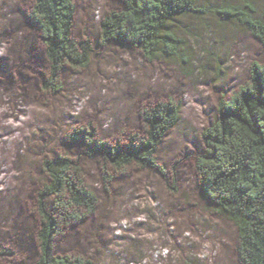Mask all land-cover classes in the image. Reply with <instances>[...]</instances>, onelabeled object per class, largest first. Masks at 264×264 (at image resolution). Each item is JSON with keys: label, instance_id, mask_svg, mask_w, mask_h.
Here are the masks:
<instances>
[{"label": "rangeland", "instance_id": "rangeland-1", "mask_svg": "<svg viewBox=\"0 0 264 264\" xmlns=\"http://www.w3.org/2000/svg\"><path fill=\"white\" fill-rule=\"evenodd\" d=\"M31 1L0 0V249L8 251L0 264L37 258V192L48 181L44 161L57 155L79 163L97 205L83 215L70 208L81 216L68 221L60 201L46 199L57 222L55 254H80L90 264H239L235 226L203 199L194 159L219 98L248 80L253 61L264 63V47L218 11L250 4L264 18V0H197V13L174 22L175 54L151 61L126 42H101L100 21L119 0H74L73 37L88 38L92 51L86 67L63 69L55 92L42 87L47 65L27 18ZM158 100L180 107L156 153L166 176L104 169L87 143L67 137L88 123L102 140L141 134L140 111Z\"/></svg>", "mask_w": 264, "mask_h": 264}, {"label": "trees", "instance_id": "trees-1", "mask_svg": "<svg viewBox=\"0 0 264 264\" xmlns=\"http://www.w3.org/2000/svg\"><path fill=\"white\" fill-rule=\"evenodd\" d=\"M117 9L108 11L100 21V40L126 42L146 60L175 54L177 36L174 22L197 13V0H119ZM247 7L223 5L218 11L248 32L264 47V18ZM74 0H32L27 18L36 26L43 46L47 74L44 89H60L64 68L78 69L89 63L92 46L88 38L73 37ZM180 118V107L171 100L156 101L141 109V134L130 133L123 141L102 140L91 123L73 128L71 141L87 143L88 155L98 153L103 168L124 171L128 167L154 168L166 176L156 161L158 146ZM203 149L194 159L198 186L212 209L231 221L236 229L239 264H264V63L253 61L248 80L231 96H221L217 116L202 131ZM75 163V164H74ZM48 181L38 190L39 212L36 240L37 258L33 264H90L80 254H55L52 234L56 220L47 211L50 196L58 199L60 214L66 220L93 213L97 198L81 178L79 163L57 155L44 161ZM104 178H111L104 170ZM8 254L5 248L0 255Z\"/></svg>", "mask_w": 264, "mask_h": 264}]
</instances>
